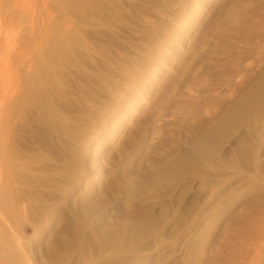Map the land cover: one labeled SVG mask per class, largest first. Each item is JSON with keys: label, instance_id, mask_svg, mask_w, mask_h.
Here are the masks:
<instances>
[{"label": "rangeland", "instance_id": "rangeland-1", "mask_svg": "<svg viewBox=\"0 0 264 264\" xmlns=\"http://www.w3.org/2000/svg\"><path fill=\"white\" fill-rule=\"evenodd\" d=\"M0 99V264H264V0H0Z\"/></svg>", "mask_w": 264, "mask_h": 264}, {"label": "bare ground", "instance_id": "bare-ground-1", "mask_svg": "<svg viewBox=\"0 0 264 264\" xmlns=\"http://www.w3.org/2000/svg\"><path fill=\"white\" fill-rule=\"evenodd\" d=\"M46 97V96H45ZM1 100V99H0ZM45 103V102H44ZM43 103V104H44ZM1 106V105H0ZM230 115V114H229ZM66 122V121H65ZM65 124V123H64ZM73 131V130H72ZM85 154V153H84ZM1 228H3V227H1ZM4 229V228H3ZM8 232H6V234H7ZM6 234L4 233V234H1V237H0V250L1 249H5V250H8L9 252H13V251H15V246H14V243L12 242V241H14V240H11L8 236H6ZM20 242V241H19ZM17 252V251H16ZM15 252V253H16ZM14 253V252H13ZM14 253V254H15ZM10 254V253H9ZM17 254V253H16ZM15 254V255H16ZM19 254V253H18ZM12 255V254H11ZM13 257H14V255H12ZM16 257V256H15Z\"/></svg>", "mask_w": 264, "mask_h": 264}]
</instances>
